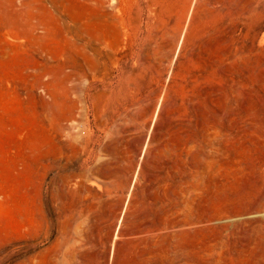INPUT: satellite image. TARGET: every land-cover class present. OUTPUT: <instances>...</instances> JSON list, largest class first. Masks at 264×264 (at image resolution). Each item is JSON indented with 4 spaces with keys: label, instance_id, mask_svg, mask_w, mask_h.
<instances>
[{
    "label": "rangeland",
    "instance_id": "374dc122",
    "mask_svg": "<svg viewBox=\"0 0 264 264\" xmlns=\"http://www.w3.org/2000/svg\"><path fill=\"white\" fill-rule=\"evenodd\" d=\"M0 264H264V0H0Z\"/></svg>",
    "mask_w": 264,
    "mask_h": 264
}]
</instances>
